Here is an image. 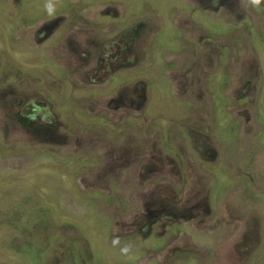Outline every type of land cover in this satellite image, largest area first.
Here are the masks:
<instances>
[{"label": "rangeland", "instance_id": "1", "mask_svg": "<svg viewBox=\"0 0 264 264\" xmlns=\"http://www.w3.org/2000/svg\"><path fill=\"white\" fill-rule=\"evenodd\" d=\"M68 1L0 0V120L27 100L60 125L33 144L0 129V264H264V0L180 12L213 52L200 42L178 53L170 79L137 67L117 76L149 80V129L127 116L113 127L118 116L107 105L117 85L80 86L62 63L61 47L83 56L84 32L70 38L66 26L50 34L41 25L66 13ZM166 1L151 0L152 23L169 31ZM122 27L96 55L110 42L140 40ZM181 74L196 78L184 95L175 86ZM56 136L68 144L58 148ZM147 201L177 214H163L145 238V224L133 223Z\"/></svg>", "mask_w": 264, "mask_h": 264}, {"label": "flooded vegetation", "instance_id": "2", "mask_svg": "<svg viewBox=\"0 0 264 264\" xmlns=\"http://www.w3.org/2000/svg\"><path fill=\"white\" fill-rule=\"evenodd\" d=\"M167 1L169 3H167ZM167 1L165 5L166 7L168 6V15L166 14L165 16L169 17L166 18L167 24L171 25L169 31L167 29L164 31L162 21L155 22L154 24L152 23V17L155 11L151 4V0H138V2H136V0H73L71 3L68 1L69 6L66 7V13L63 12L64 10L60 11L58 15L41 25L44 27L43 29L49 31L50 34L57 30V27L66 26L70 38L81 36L84 32V37L80 45L81 51L83 48L86 49L82 53L81 51L79 52L83 54V56L81 57L79 54H69L66 46H64L61 47L62 50L60 51L64 53V55L60 57L67 58L66 61H62L65 67L70 64L72 65V68L68 69L74 70L73 76L77 74L78 78L76 82L80 83V86L85 85V87L89 86L90 88L94 87L102 90L103 87L106 86L105 84L117 85L114 87L117 92L113 94L112 100H109L112 106L107 105L113 109V117L118 116L116 123L111 124L113 127L119 124V120L125 116L131 117V120L135 118L142 120L147 129L150 127V119H148L146 114L147 110L145 109V104L152 94L151 88H147V86H150L149 80L146 76L143 77L142 80L141 78L136 80L132 76L117 79V76L130 75L129 72H125L136 67L145 68L146 70L152 68L158 73L160 81L163 77L165 78L164 80H166V78L170 79L166 77V75L168 74V70L173 67L175 56L178 53L194 52L195 48L200 46V42L208 53L213 52L211 42L200 38L198 31L194 28L195 24L189 22V18L182 20L183 17H180V12L185 11L186 16H188L189 13L198 12L199 4H202V8L205 10H210L208 9L211 8L210 4H214L216 0ZM188 2H192L191 7L188 5ZM193 5L195 7L197 6V9L193 8ZM94 8L97 12L93 13L92 11H94ZM52 10L55 11V8ZM120 25H125L126 27L125 29L122 27L121 31H129L132 29L134 34L141 33L139 35L140 40L133 43V45L131 44V46L123 44L121 41L117 43L110 42L109 49L106 48L105 51L107 54L103 53L99 56L96 55L101 43L106 41L108 37H111L109 33L117 29ZM171 27L173 30H171ZM92 33H95V35H89ZM99 37H101V42ZM67 40L69 43L71 39ZM78 42L79 41H72L71 45H78ZM175 43L176 45H174ZM65 53L76 58V60L67 57L68 55ZM152 53L159 54L153 55ZM180 77L181 78L176 81L175 86L177 91L184 95L187 94L190 84L193 83L196 78L192 77L186 82L183 80V74H181ZM56 84L55 82V85ZM72 85H74V83ZM58 87L61 88V84H59ZM72 90L75 89L72 88ZM84 92L86 91H83V93ZM158 92L161 94L162 90L160 89ZM72 93L73 92L70 91L68 94H61V92L58 91L56 94L61 96L66 95V100H72ZM80 99L86 102L91 101L88 95L82 96ZM99 99L102 101L101 105H103V102L108 101L105 98H98V100ZM25 101L27 100L19 104V108H15L14 113H6L5 116L1 118L0 129L2 135L4 134L3 138H5V134L9 132L29 139L31 144H33L35 140L42 143L48 142V138L54 137L56 128L60 126L51 116L53 111L50 109L43 110L42 106L37 101L32 104ZM93 110L94 109L91 111ZM100 111L101 109L99 108L96 113L101 115ZM135 111H139L137 112V116L133 114ZM101 120L103 125L107 124L104 119ZM130 121L120 126L123 128L127 125L125 130H122L123 133L127 132L126 129L130 130ZM117 136H119V134L113 137ZM56 139H59V137L56 136L53 141ZM112 140L113 138H111V140L109 138L105 140V142H111ZM66 144L68 143L64 136L57 141L56 146L62 148L65 147ZM118 160L124 162V158H118ZM145 212L144 219L138 220L133 224H145L146 230L144 232V237L148 238L152 234V224L157 223L159 217L163 214H177V209L174 206L165 208L162 204H155L154 202L147 201ZM123 221H121L120 224H123ZM158 229H161L160 225ZM162 232L163 229H161L159 233L160 236Z\"/></svg>", "mask_w": 264, "mask_h": 264}, {"label": "clouds", "instance_id": "3", "mask_svg": "<svg viewBox=\"0 0 264 264\" xmlns=\"http://www.w3.org/2000/svg\"><path fill=\"white\" fill-rule=\"evenodd\" d=\"M256 3H259V0H255Z\"/></svg>", "mask_w": 264, "mask_h": 264}]
</instances>
